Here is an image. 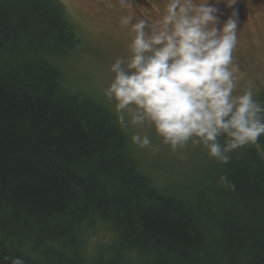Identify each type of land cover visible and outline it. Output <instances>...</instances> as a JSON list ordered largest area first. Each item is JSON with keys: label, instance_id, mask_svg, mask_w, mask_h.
<instances>
[{"label": "trees", "instance_id": "obj_1", "mask_svg": "<svg viewBox=\"0 0 264 264\" xmlns=\"http://www.w3.org/2000/svg\"><path fill=\"white\" fill-rule=\"evenodd\" d=\"M79 44L60 0H0V261L264 264V136L158 186L118 113L66 86Z\"/></svg>", "mask_w": 264, "mask_h": 264}, {"label": "clouds", "instance_id": "obj_2", "mask_svg": "<svg viewBox=\"0 0 264 264\" xmlns=\"http://www.w3.org/2000/svg\"><path fill=\"white\" fill-rule=\"evenodd\" d=\"M235 2L226 0L228 6ZM217 12L209 0H169L162 19L151 26L144 19L132 24L131 16L122 17L120 24H131L134 33L131 55L110 65L113 76L105 96L116 102L117 122L125 133L131 127L154 128L173 150L191 141L227 164L230 153L264 136V104L253 98L251 87L234 95L237 13L218 28ZM131 141L151 146L146 132H134ZM221 181L228 183L226 176ZM0 264L24 260L5 256Z\"/></svg>", "mask_w": 264, "mask_h": 264}, {"label": "rangeland", "instance_id": "obj_3", "mask_svg": "<svg viewBox=\"0 0 264 264\" xmlns=\"http://www.w3.org/2000/svg\"><path fill=\"white\" fill-rule=\"evenodd\" d=\"M68 17L76 28L79 45L61 59L60 67L66 86L96 97L114 112V100L105 96L113 74L110 65L117 57L131 55L130 44L134 33L131 24L122 26V17L131 16L132 24L140 19L149 25L160 21L166 12L169 0H60ZM198 4L202 0H191ZM218 9V28L237 13V45L233 51V62L238 66L237 87L234 95L242 94L249 87L253 98L264 104V0H236L228 6L226 0H209ZM127 118V117H126ZM134 132H146L151 146L141 148L134 144L142 167L158 186L165 184L183 185L199 177V168L209 160L203 146L191 141L184 147L173 150L162 142L154 128L131 127ZM196 171V173H195ZM162 186V187H163ZM110 244V233L106 230L93 235L86 245L88 255L105 250Z\"/></svg>", "mask_w": 264, "mask_h": 264}]
</instances>
